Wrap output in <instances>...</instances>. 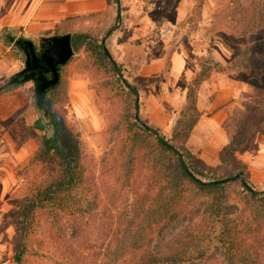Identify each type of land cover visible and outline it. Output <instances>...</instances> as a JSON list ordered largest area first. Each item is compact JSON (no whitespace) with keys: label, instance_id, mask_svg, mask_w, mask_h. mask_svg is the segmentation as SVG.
Segmentation results:
<instances>
[{"label":"rangeland","instance_id":"obj_1","mask_svg":"<svg viewBox=\"0 0 264 264\" xmlns=\"http://www.w3.org/2000/svg\"><path fill=\"white\" fill-rule=\"evenodd\" d=\"M246 7L245 1L236 0H120L119 4L115 0H106V7L97 5L92 12L63 21L41 35H19L18 30H4L15 37L30 38L39 46L40 39L46 36L87 33L102 38L116 27L106 46L112 57L123 65L128 81L139 87V114L150 125L153 124L141 115L143 93L156 96L160 94L161 82L169 84L173 79L172 56L178 50L183 52V64L188 63L197 70L196 76L200 72L207 74V79L198 89L197 103L199 94L203 103H207L205 94L212 88L213 77L222 76L225 81L229 79L245 85L241 95L233 100L226 128L231 137L229 144L235 138L245 139L239 144L235 158L250 171L253 186L263 191L264 88L245 81L244 77L251 71L247 67L237 68L232 63L235 50L243 49L248 43V34L244 35L248 22L241 12ZM167 30L170 32L165 36L164 31ZM0 42L5 45L1 38ZM12 47L18 57L12 71L15 74L24 68L25 57L15 45ZM152 49L157 53V58L163 59L164 66L159 76L145 78L140 70ZM11 76L1 84H7ZM192 81L186 85L182 80L179 83L185 96ZM61 82V94L65 92L68 97L63 116L73 138L79 141L86 177L84 187L75 194V198L87 209L84 212L86 215L82 212L83 215L76 216L78 221L69 222L65 214H61L64 218L61 221L50 216L48 211H41L27 237L26 230L19 224L18 212L26 199L56 180L60 171L58 157H40L39 137L44 133L32 127L38 117L36 96L33 98L34 83H26L19 89L30 99L24 109L31 111V124H28L29 111L23 112L14 130H17L15 136L18 145L25 144L28 153L22 162L16 158L14 170L10 172V178L14 177V180L9 182L7 190L0 186V264H16L15 254L23 244L27 246L25 264H110L105 225L109 222L110 214L117 215L116 205L124 201H119L124 187L113 180L116 176L113 171H108L104 160L111 151L114 137L122 133V120L127 114L128 103L107 84L105 73L85 46L74 52L73 58L63 68ZM61 107L62 103L58 104V108ZM180 112L168 119L164 129L159 128L165 137L171 138ZM113 128L118 129L112 132ZM191 153L201 166L216 167L221 164L220 155V163L213 166L196 153ZM243 155L248 159L247 164L241 160ZM117 158L127 161L124 154ZM109 161L111 163L113 159ZM141 169V163L134 165L133 177L137 178ZM126 175L128 170L119 169L118 176L127 179ZM230 193L231 203L240 205L237 187L232 186ZM65 221L68 225H65ZM72 224H77L76 231Z\"/></svg>","mask_w":264,"mask_h":264},{"label":"trees","instance_id":"obj_2","mask_svg":"<svg viewBox=\"0 0 264 264\" xmlns=\"http://www.w3.org/2000/svg\"><path fill=\"white\" fill-rule=\"evenodd\" d=\"M236 1L247 4L241 12L248 22L244 32L248 43L235 50L232 63L251 71L245 81L264 88V0ZM115 29L102 38L73 34L74 52L85 46L105 73L107 84L128 103L122 133L114 137L104 160L108 171L116 176L113 180L124 187L118 199L124 201L116 205L118 216L110 214L105 225L110 264H264V190L253 186L250 171L235 158L245 139H233L222 150L221 164L216 167L198 164L187 145L202 116L197 93L207 74L200 72L188 86L185 106L171 138H167L141 118L140 89L128 81L123 65L108 51L106 41ZM10 36L0 28L2 42L14 46ZM23 85H2L0 93ZM62 91L61 82L47 95L43 107L35 106L38 117L32 127L44 133L39 137L40 157H58L60 171L56 180L34 192L19 209L25 237L41 211L61 221V214H65L69 222L78 221L76 216L87 211L75 198L86 177L79 141L73 138L63 116L68 97ZM123 154L126 162L117 158ZM137 163L142 169L136 178L131 173ZM119 169L128 170L127 179L118 176ZM232 186L238 189L240 205L231 203ZM73 226L76 231L77 224ZM26 249L23 244L16 252V264H25Z\"/></svg>","mask_w":264,"mask_h":264},{"label":"crops","instance_id":"obj_3","mask_svg":"<svg viewBox=\"0 0 264 264\" xmlns=\"http://www.w3.org/2000/svg\"><path fill=\"white\" fill-rule=\"evenodd\" d=\"M106 7V0H0V28L18 30L19 35H41L45 30L57 24L92 12L97 8ZM44 31V32H43ZM183 52L176 51L172 56L173 79L169 84H159L160 94H145L141 107V115L160 129L168 124V119L177 115L183 108L186 100L184 90L179 86L181 80L184 85L189 84L197 74L192 65L182 62ZM140 70L142 77L151 78L160 75L163 70V59L157 58L153 49L146 58ZM17 53L12 45H3L0 42V86L4 79L13 75ZM187 64V65H186ZM13 71V72H12ZM205 84H208L205 83ZM207 86V85H206ZM18 87L0 93V186L5 191L16 165V158L20 162L26 155L27 146L18 145L14 128L20 115L27 113L24 109L29 104V97ZM246 87L237 81L223 80V77L212 79V88L205 94L207 103H203L202 95L198 96V109L202 112L197 125L188 140V147L199 155L207 164L220 163L221 150L229 144L230 134L226 128V121L231 115L234 99L241 95ZM144 109L145 112H144ZM26 115V114H25ZM28 124H31V111L27 114ZM200 152V153H199ZM241 160L247 164L248 159L243 155Z\"/></svg>","mask_w":264,"mask_h":264},{"label":"water","instance_id":"obj_4","mask_svg":"<svg viewBox=\"0 0 264 264\" xmlns=\"http://www.w3.org/2000/svg\"><path fill=\"white\" fill-rule=\"evenodd\" d=\"M15 47L25 56L24 68L13 74L8 85L34 83L36 104L43 107L47 95L61 83V66L74 56L71 33L42 37L39 46L24 36H10Z\"/></svg>","mask_w":264,"mask_h":264},{"label":"built area","instance_id":"obj_5","mask_svg":"<svg viewBox=\"0 0 264 264\" xmlns=\"http://www.w3.org/2000/svg\"><path fill=\"white\" fill-rule=\"evenodd\" d=\"M169 32H170L169 30L164 31V35H165V36L168 35Z\"/></svg>","mask_w":264,"mask_h":264}]
</instances>
